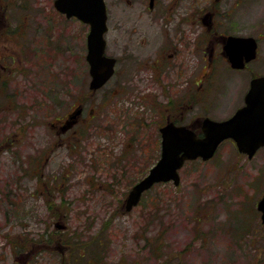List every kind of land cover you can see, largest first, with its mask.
I'll return each instance as SVG.
<instances>
[{"label":"rangeland","instance_id":"obj_1","mask_svg":"<svg viewBox=\"0 0 264 264\" xmlns=\"http://www.w3.org/2000/svg\"><path fill=\"white\" fill-rule=\"evenodd\" d=\"M1 1L0 13H6L12 36L10 42L1 36L0 44L10 47L14 60H2L8 68L0 69V264H25L19 250L31 245L27 264H264V222L257 207L264 194V147L249 158L238 151L233 140H226L210 160L185 162L178 186L173 182L155 184L131 212L99 211L107 208L98 204L103 199L99 193L96 206L83 214L87 204H75V198L67 195L70 230L65 234L83 242L98 234L103 243L98 247L94 240L83 245L79 260L70 263L65 259L59 250L62 246L55 242L58 237H54L63 233V228L55 227L54 213L46 212L42 197L32 192L37 174L56 172L72 159L67 149L61 148L52 155L46 171H41L32 163V150L39 162L44 148L32 145L34 135L42 141L46 99L54 105L49 110L52 115L72 103L59 99L61 94L77 92L75 77L82 78L85 91L89 26L67 19L54 0ZM255 14L259 32L264 29V0H257ZM189 51L193 63L188 75L195 95L186 122L206 115L214 119L230 116L244 102L251 78L264 75V37L249 69L222 73L220 68L203 85L199 82L202 63H197L201 55ZM4 54L0 48L1 57ZM116 81L97 91L92 106L104 100L107 92L125 91ZM175 82L178 91L184 92L186 75ZM30 97L37 100L38 110L27 109L25 101ZM155 134L147 129L145 135L155 138ZM102 142L105 144V139ZM158 154L153 144L141 172L147 171ZM89 158L88 153L73 173L91 172ZM100 173L104 176L107 172ZM83 220L94 222V228H82Z\"/></svg>","mask_w":264,"mask_h":264},{"label":"flooded vegetation","instance_id":"obj_2","mask_svg":"<svg viewBox=\"0 0 264 264\" xmlns=\"http://www.w3.org/2000/svg\"><path fill=\"white\" fill-rule=\"evenodd\" d=\"M104 1L107 25L105 53L115 59L114 73L101 87L92 88L93 77L86 51L84 60L88 66V77L84 84L85 91H82V78L75 77L74 85L79 86L77 92L61 94L59 99L72 103L63 111L52 115L49 110L54 105L48 103L47 98L42 109L46 119L43 123L42 141H38L36 135L33 137L32 147L37 145L44 148V156H40L42 159L39 162H36L38 157L32 150V163H36L41 171H46L52 155L61 148L67 149L72 159V163L60 165L56 172L37 174L33 179L32 192L34 195L36 191L42 197V208L46 212L54 213L55 227L63 228L64 232L54 237H58L55 242L62 246L59 250L70 263L82 257L83 250L78 244H92L95 237L83 242L80 238L76 240L65 234L70 230L66 222L70 204L67 195L71 199L75 198V204L79 201L87 204L81 210L83 214L92 211L96 206V196L99 193H103V199L98 204L107 207L99 211L131 212L139 204L132 210H127L126 203L130 192L161 157L162 128L174 123L191 127L196 133L203 134V119L207 115L194 121H184L186 113L193 109L195 95L191 91L188 75L193 63L189 50L201 55L197 63H202L199 65L202 73L199 82L203 85L209 83L220 68L223 69L222 73L249 69L250 64L258 58L260 41L264 37V29L258 32L256 25L257 0ZM1 3L0 0V5ZM61 14L66 17L64 13ZM73 18L82 22L77 17L70 19ZM84 24L89 26L90 31V25ZM9 28L6 13H0V37L5 36L7 42H10L12 36ZM232 37L243 40L232 41ZM248 39L256 41L257 55L246 61V53L252 43ZM0 48L5 52L3 57L0 55V69L5 70L8 66L2 60H14V57L8 45L0 44ZM229 51L244 53V67L232 66ZM181 69L185 72H181ZM183 75H186L187 85L184 92H180L175 80ZM257 76L251 78L244 102L234 108L230 116L246 105L251 81ZM116 79L117 83L124 86L125 91L107 92L104 100L92 106L97 91ZM25 102L29 111L32 108L38 110L37 100L30 97ZM32 121L34 123V119ZM147 129H153L158 135L155 134V138L145 135ZM102 139H105V144ZM151 143L158 147L159 154L156 161L143 173L140 167L144 164L146 155L150 154ZM3 147L7 149L5 144ZM88 153L91 172L73 173L77 170L76 164L83 163ZM100 172L107 173L102 176ZM90 202L93 204L90 205ZM83 223L82 228H94V222L83 220ZM74 245H78L80 249H74ZM19 253L20 258L27 264L30 261L27 260L31 256L32 245L28 249H20Z\"/></svg>","mask_w":264,"mask_h":264},{"label":"water","instance_id":"obj_3","mask_svg":"<svg viewBox=\"0 0 264 264\" xmlns=\"http://www.w3.org/2000/svg\"><path fill=\"white\" fill-rule=\"evenodd\" d=\"M56 8L67 17L77 16L91 24L88 35L87 60L93 77L92 88L101 87L113 74L115 59L105 55L106 10L104 0H55ZM232 41L243 40L232 37ZM246 40V39H244ZM246 53V61L256 57L257 46L254 39ZM244 53L229 51L228 56L233 67H244ZM203 136L190 127L169 123L162 132V155L151 168L149 174L134 186L127 199V210L141 199L142 193L159 181L173 180L176 185L181 181L179 170L187 160L202 158L208 160L214 156L217 148L227 138L236 141L240 152L252 158L257 150L264 146V75L252 79L246 95V105L232 117L218 121L210 117L203 120ZM258 210L264 221V195L258 201Z\"/></svg>","mask_w":264,"mask_h":264},{"label":"trees","instance_id":"obj_4","mask_svg":"<svg viewBox=\"0 0 264 264\" xmlns=\"http://www.w3.org/2000/svg\"><path fill=\"white\" fill-rule=\"evenodd\" d=\"M107 224L108 223H105V228L107 227ZM95 243L98 244V247L103 243V240L100 238V236L98 237V234H97V236H95ZM78 245L81 247V250L84 249L83 245H81V244H78ZM78 245H74V248L79 247ZM78 249H80V248H78Z\"/></svg>","mask_w":264,"mask_h":264}]
</instances>
